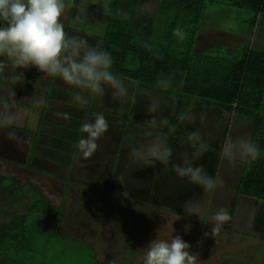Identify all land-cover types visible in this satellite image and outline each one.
<instances>
[{
    "label": "rangeland",
    "instance_id": "374dc122",
    "mask_svg": "<svg viewBox=\"0 0 264 264\" xmlns=\"http://www.w3.org/2000/svg\"><path fill=\"white\" fill-rule=\"evenodd\" d=\"M67 1L71 4H65L62 23L69 12L70 20L67 21H72V25L77 26L79 31L95 36L101 35L108 40L104 16L109 6L105 0H99L103 8L98 10L93 7V3L98 0ZM209 6L210 11L207 12L209 14H206L202 22L203 26L206 25L199 35L198 50L224 43L229 45L214 46L213 52L219 53L223 58L240 55V51L236 50L244 48L240 45L242 38L228 36L223 31L240 35L246 40L245 43L248 42L251 39L248 31L252 29L248 19L249 14L240 9H227L225 6L218 8L211 4ZM146 7L152 9L154 0ZM217 9H220L219 12ZM72 14L75 16L72 17ZM246 16L248 17L245 19ZM71 17L74 19L72 20ZM161 18L160 15L159 19ZM169 18L166 15L161 24L157 25L155 29L157 38L161 39V31H164L168 24L171 25ZM210 28H215L214 30L219 32H211ZM263 33L264 29L261 27L256 37L252 36L253 40H260L259 35ZM96 40L99 42L98 39ZM155 99L158 104V111L155 114L158 120L164 118V110L171 108L174 112H180V115L187 113L188 119L180 121L178 116L175 120L176 130L187 140L189 133L198 131L201 141L207 147L219 150L228 124L230 130L228 140L235 141L240 137L251 138L254 121L250 117L231 116L224 110L208 107L204 101L198 99H174L160 94H155ZM115 101L118 103L119 99ZM130 103L135 105L134 100ZM139 113L143 115L142 119L146 116L152 118V114L146 110ZM75 120L78 121L72 118L69 122L76 123ZM31 135L35 140L33 141V150H35L40 140L38 134ZM65 135L69 138V141L64 140V148L68 154L54 148L51 150H57L61 154L60 158L65 160L74 157L73 162L67 161L69 167L67 164L57 168L55 165H44L45 162L37 163L36 157L33 158L31 154L27 163L18 164V167L22 168L19 169L20 172L31 170L54 178L64 177L65 179L62 180L66 181L42 179L32 175L23 176L21 173L12 174L6 172L8 169L0 164V171H5V173L0 172L1 264L6 262V257L13 259V256L8 255L7 250L16 247H23L26 253L30 254L32 250L36 264H143L146 247L150 241L156 238L170 240L172 235H179L190 245V251L194 254L197 246L201 244L198 264H264V204H258L252 198L238 196L236 214L232 220L231 206L239 193V180L245 171L244 164L241 163L243 158L237 156L231 162L223 158L219 172L209 167L212 168V176L219 177L222 181L215 191L205 192L199 187L200 189L196 188L174 201L169 209L158 208L143 201H128L121 195L120 190L124 194L129 192L127 188L129 180H124L127 169L119 170L113 175L115 185L111 193L104 189L109 178L112 177L110 157L114 154L109 152L111 156L108 159L106 156L101 157L104 154V146L107 148L111 143L109 138H99L96 141L97 151L85 159L78 150V142L85 134L66 127ZM157 137L163 142L167 139L161 132L157 133ZM157 137L150 139L144 143L146 146L139 148L146 149ZM61 141L59 139L58 142ZM10 142L7 141L8 144ZM187 149L191 153L194 150L192 144ZM226 149L228 152L231 147L227 145ZM112 150L113 148L110 151ZM0 154L2 155L3 152ZM126 157L131 159L128 154H125ZM202 157L210 164L214 160H209L211 156L208 151H205ZM48 161L59 162L57 158ZM74 162L76 168H82L80 174L76 171V176L82 180L68 182L66 178H69L70 172L67 171ZM86 181L93 183L94 186L85 183ZM187 201L192 202L189 208L198 214L189 213L182 207ZM221 207L228 209L231 220L224 223L218 231L212 232L213 226L209 223V216ZM54 210L55 214L52 217ZM50 214L52 215L49 216ZM206 218L208 222L205 224ZM228 225L231 228L227 229ZM130 250L137 251V259L134 263L132 260H125V255Z\"/></svg>",
    "mask_w": 264,
    "mask_h": 264
},
{
    "label": "trees",
    "instance_id": "16d2710c",
    "mask_svg": "<svg viewBox=\"0 0 264 264\" xmlns=\"http://www.w3.org/2000/svg\"><path fill=\"white\" fill-rule=\"evenodd\" d=\"M96 2L93 3L94 8L97 10L103 8L99 0L97 4ZM105 2L109 6L104 16L105 29L109 36L108 40L101 37L100 49L111 55L113 59L111 70L122 78L127 88V95L116 103L110 95L112 90L106 88L103 97L86 94L88 99L86 104L67 102L69 105H74V109L70 108L69 113L71 119H78V121L75 120L76 123H73L75 127H80L84 122H91L94 113H102L109 124L108 131L102 138L110 139L111 143L107 148L110 150L113 148V150L108 151L104 146V154L101 157L106 156L108 159L111 152L114 156L110 157L112 177L109 178L104 189L111 193L115 185L113 175L119 170L126 169L124 180H129L127 182L129 192L124 194L122 190L120 191L128 201H143L154 207L169 209L173 202L179 200L184 194L196 188L200 189V186L190 183L187 178H180L173 171L171 163L164 165L156 162L154 167H146L132 157L125 158V154L129 155L131 147L146 146L144 143L157 137L158 132L167 137L165 142L173 151L172 162L181 163L184 153L191 156V151L187 149L191 143L176 130L175 120L180 116V112H174L173 108L164 110L163 117L171 119L170 125L156 129L148 127L146 123L149 120L148 116L142 119L143 115L139 111L149 112V106L157 102L155 94H160L174 99L202 100L208 107L224 110L231 116H245L253 119L250 139L261 149V152L256 160L250 158L241 160L245 171L241 174L238 185L240 190L231 206L232 220L236 214L238 196L252 198L258 204H264V47H254L253 40V37L258 34L257 30L262 27L264 0H154L152 9L146 7L152 0H105ZM209 4L218 8L225 6L227 9H240L249 14L248 19L252 29L248 32L252 40L243 43V49L236 50L240 51V55L223 58L219 53L213 52L214 48L198 50V38L206 25L203 26L202 22L206 14H209L207 13L210 11ZM218 10L220 9H217V12ZM160 15L162 20L159 19ZM166 15L170 17L171 25L168 24L166 29L161 31L162 38L159 39L156 37L155 29ZM74 16L75 14L72 15ZM71 22L68 23L70 27L68 28L78 30L77 26H73ZM177 27L186 32L184 41H179L173 35V30ZM88 43L96 47L95 41ZM210 52L211 54L208 55ZM160 74L171 79L170 87L165 89L157 86ZM77 91V89H70L67 98L75 95ZM132 98L135 105L130 103L133 101ZM75 109L81 111L82 115L72 116V111L75 112ZM131 113H133V119H129ZM229 131L228 124L219 150L207 147L206 151L211 156L209 160L214 159L211 164L203 157L193 161V164L202 165L209 175H213L212 168L209 169L210 166L219 172L223 162L222 150L226 152ZM146 132H151L152 135L148 136ZM75 163L70 167L72 170L69 171L68 182L80 179L76 176V171L80 174L82 168H76ZM85 183L94 186L93 183L87 181ZM52 214L54 217L55 210ZM49 222L50 220L47 223ZM207 222L206 218L204 223ZM229 227L231 228L228 225L227 229ZM200 251L201 244L195 251L198 262ZM30 252L31 254L26 253L23 247L9 249L7 253L13 256V259L6 257V262L2 264L7 262L8 264H36L35 256L32 255L33 251L30 250ZM136 252L130 250L126 253L125 260H132L134 263L137 259Z\"/></svg>",
    "mask_w": 264,
    "mask_h": 264
},
{
    "label": "clouds",
    "instance_id": "9594fccd",
    "mask_svg": "<svg viewBox=\"0 0 264 264\" xmlns=\"http://www.w3.org/2000/svg\"><path fill=\"white\" fill-rule=\"evenodd\" d=\"M64 9V0H0V55L9 57L16 69L34 67L48 77L60 78L66 85L78 90L73 96L78 104L88 103L86 94L103 97L106 88L112 90L114 100L123 99L127 95V88L122 78L111 70V55L103 49L93 47L86 39L69 36L61 22ZM173 35L179 41L186 39V32L180 27L173 30ZM171 84L170 78L160 74L158 87L166 89ZM148 111L152 114V118L146 121L149 128L170 125L167 118H156V102L149 106ZM93 117L91 122H84L79 129L86 134L78 142V150L85 159L97 151L96 141L109 128L102 113H94ZM64 118L67 119L66 114ZM129 119H133V113L129 115ZM186 119L187 113L179 116L180 121ZM145 134L152 135L151 132ZM187 138L194 150L191 156L184 153L181 163L171 161L173 151L159 137L144 150L131 147L129 155L146 167H154L156 162L164 165L171 163L173 171L180 178H187L205 192L215 191L222 182L219 177L209 175L202 165L193 164L207 150V146L201 141L198 131L189 133ZM226 143L231 150H222V157L229 162L237 156L257 159L260 155L258 146L248 137L228 140ZM190 203L192 202L187 201L182 207L189 213L198 214L189 208ZM229 220L231 215L227 208L216 209L209 216L212 232L218 231ZM143 264H198V261L197 255L190 251V245L179 235H172L170 240L156 238L150 241Z\"/></svg>",
    "mask_w": 264,
    "mask_h": 264
},
{
    "label": "crops",
    "instance_id": "0c3cea01",
    "mask_svg": "<svg viewBox=\"0 0 264 264\" xmlns=\"http://www.w3.org/2000/svg\"><path fill=\"white\" fill-rule=\"evenodd\" d=\"M64 3L71 4L67 0H64ZM69 15L68 12L63 23L66 33L69 36H79L88 42L95 41L96 47L100 48L101 35L95 36L93 34H85L79 30L74 31V28L69 29ZM262 17V28L264 29V16ZM214 29L210 28L209 30L211 32H219V30ZM223 33L234 38L241 37L242 42L240 45H243L246 41L240 35L226 31H223ZM259 36L260 40H254V47L262 48L264 47V33ZM94 38L98 39L99 42L96 39L94 40ZM220 44L214 46H219ZM17 78H19V81H17ZM70 89L74 90L60 78L48 77L34 67L16 69L12 66V60L9 57L0 55V152H3L2 155L0 154V164H3L8 169L6 172L12 174L21 173L23 176H38L42 179L66 181L62 180L65 179L64 177L62 179L54 178L31 170L20 172L19 169L22 170V168L18 167V164H26L30 154L33 158L36 157L37 163L45 162L44 165H55L57 168L63 167L64 164L69 167L68 163L71 160L72 162L74 161L73 157L70 160L60 158L61 154L57 152V150H60L68 154V151H65L66 149L64 148V140L69 141L68 136L65 135L66 127L79 131L73 123L69 122L71 119H69L71 115L69 109L73 110L74 105H69L67 102L76 103L73 99L74 95L67 98ZM65 114L67 119L63 120L62 118L65 117ZM80 115H82V112L78 109H75V112L72 111V116L78 117ZM33 133L35 135L38 134L37 137L40 140L35 150H33V141L35 140H33L31 135ZM59 139L62 141L58 142ZM7 141L13 143L10 142L8 144ZM51 148L57 150H51ZM55 158L59 162L49 163L48 160H54ZM67 161L69 162L67 163ZM69 170L70 168H68L67 172ZM0 172L5 173V171Z\"/></svg>",
    "mask_w": 264,
    "mask_h": 264
},
{
    "label": "water",
    "instance_id": "95a60500",
    "mask_svg": "<svg viewBox=\"0 0 264 264\" xmlns=\"http://www.w3.org/2000/svg\"><path fill=\"white\" fill-rule=\"evenodd\" d=\"M1 264V263H0Z\"/></svg>",
    "mask_w": 264,
    "mask_h": 264
}]
</instances>
